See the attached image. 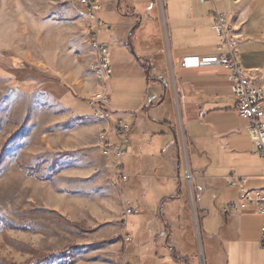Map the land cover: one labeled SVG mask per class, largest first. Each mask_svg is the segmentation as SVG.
Segmentation results:
<instances>
[{
  "label": "rangeland",
  "instance_id": "obj_1",
  "mask_svg": "<svg viewBox=\"0 0 264 264\" xmlns=\"http://www.w3.org/2000/svg\"><path fill=\"white\" fill-rule=\"evenodd\" d=\"M204 4L202 8L208 10L209 2ZM101 5L99 19L117 32H122L125 21L133 20L131 14L142 15V24L126 30L127 36L131 32V48L141 57L143 48L150 55H164L171 68L165 25L167 12L179 4L154 0V8L145 11L128 10L123 0H101ZM87 25L77 0H0V264H38L43 256L40 264H165L164 253L150 249L156 242H146L147 232L162 234L164 224L174 256L184 257V264H205V234L225 225L221 213L228 199L225 194L231 190L206 189L198 180L201 174L193 168L198 158L189 156L180 121L176 132L179 181L168 172H162L160 180L155 178L158 160L145 153L137 171L124 158L122 173L128 180L121 189L114 184L111 175L119 171L113 164L120 161L109 156L107 170L101 154V122L85 119L92 112L88 101L98 90ZM193 25L183 24L189 29ZM160 31L162 42L152 37ZM104 37L98 35V40ZM162 64L157 57L149 76L162 82L158 100L167 107L169 81ZM117 84L112 75L107 87L113 90ZM163 119L176 126L174 109L166 108ZM123 199L138 210L137 215L124 216ZM188 224L195 236L193 256L175 241ZM131 235L136 247L126 260L124 248ZM157 243L167 246L163 239ZM164 251L169 257V251ZM174 256L173 264H183Z\"/></svg>",
  "mask_w": 264,
  "mask_h": 264
},
{
  "label": "crops",
  "instance_id": "obj_2",
  "mask_svg": "<svg viewBox=\"0 0 264 264\" xmlns=\"http://www.w3.org/2000/svg\"><path fill=\"white\" fill-rule=\"evenodd\" d=\"M123 1L125 3L133 0ZM172 1L179 5H173L167 12L165 25L169 28V30L166 28V51L171 68H168L164 55L157 56L160 61L162 59L161 71L169 81L167 107L162 104L163 101L158 100L162 82L149 76L150 69L156 66L157 57L150 55L145 48L142 49L143 56H137L131 48V32L126 35L130 25L140 23L139 14H131L134 18L130 22H124L122 32L111 30L112 27L109 25L108 32L102 30L98 34L105 35L101 42L108 47L110 64L113 66L112 75L118 78L117 86L113 90L108 88L109 104L112 103L109 108L113 112L111 124L114 125L117 119H122L131 127L128 136L131 139L132 153L125 157V161L130 164L129 168L133 164L132 167L137 171L138 162L142 161L146 153L151 160H158L155 178L160 180L163 177L161 173L168 172L173 180L179 181L176 132L177 122L180 121L189 156L196 155L198 158V168L193 164L195 173L198 169L201 174L198 180L206 189L231 190L229 195L225 194L228 198L225 202L227 205L235 201L238 191L226 186V177L231 174L245 178L247 188L262 189L264 160L256 155V148L246 131L247 123L241 120L235 111V99L228 82V72L220 67L197 69L181 67V60L184 57L216 55L215 49L219 40L211 30L213 5L209 2L210 7L205 10L202 8L204 3L194 0ZM214 5L218 12L226 15L227 21L235 30L238 38L236 61L253 74L258 85L264 86V0H217ZM125 6L130 10L128 5ZM103 9L102 6L99 15ZM186 22H192L194 25L189 29L183 26ZM207 23L210 27L206 26ZM156 25L159 28L157 22ZM174 35L178 37L173 38ZM152 37L161 42L163 40L161 31ZM207 38H212L208 44L205 42ZM176 40L180 44H176ZM187 42L191 45L183 46ZM109 45L113 47L109 48ZM159 46L163 51L162 43H159ZM163 89L166 91L165 87ZM175 104L179 109V117ZM169 107L174 109L176 126L163 119L166 108ZM152 112L156 113V117L151 116ZM100 126L106 127L102 123ZM108 139L110 141L115 137L109 136ZM156 153L160 154L159 158ZM102 160L109 170L108 158L103 157ZM189 168L194 180L190 162ZM178 191L180 192V187ZM171 199L176 198L172 196ZM221 214L226 217L225 225L221 223L220 230L214 231L213 234H205L203 248L205 264H262L263 254L258 247L261 217L232 211ZM164 226V231H168V227L165 224ZM164 231L162 234L152 233L151 240L156 242L154 247L158 252L164 253L165 256L164 250L169 251L171 246L168 242L172 239L169 234H164ZM176 236L175 241L179 242L180 234ZM161 239L163 243L166 241L167 246L157 243ZM171 252L175 253V251L168 253Z\"/></svg>",
  "mask_w": 264,
  "mask_h": 264
},
{
  "label": "built area",
  "instance_id": "obj_3",
  "mask_svg": "<svg viewBox=\"0 0 264 264\" xmlns=\"http://www.w3.org/2000/svg\"><path fill=\"white\" fill-rule=\"evenodd\" d=\"M216 0H198L200 3L210 2L214 10L212 12L211 30L219 40L216 46V55L211 57L188 56L181 60V67L184 69L220 67L228 72V82L232 95L235 99V111L238 117L247 123V134L256 148V155L264 160V86L256 83L253 74L245 70L235 59L238 46V38L225 14L220 13L215 8ZM88 23V34L92 36V46L95 58L100 63V90L88 101V106L92 110L91 115L85 117L86 120H98L106 127L102 128V156L108 158L112 156L120 164H113L114 169L119 171L113 173L118 184L122 185L128 180L122 173V160L132 153V146L128 137L131 127L123 123L122 119H117L112 125L113 112L109 108V92L107 84L112 76L110 67V54L105 43L100 42L98 34L109 31L110 26L99 19V12L102 8L101 0H77ZM109 136H114L115 141L110 142ZM264 181V174L262 177ZM226 186L229 189H237L238 196L235 201L225 205L223 214L232 211L235 213L252 214L261 217L260 237L258 247L263 254L262 264H264V188L249 189L246 187V179L229 175L226 177ZM138 210L126 201L125 217L137 215ZM131 242V237L126 239Z\"/></svg>",
  "mask_w": 264,
  "mask_h": 264
},
{
  "label": "trees",
  "instance_id": "obj_4",
  "mask_svg": "<svg viewBox=\"0 0 264 264\" xmlns=\"http://www.w3.org/2000/svg\"><path fill=\"white\" fill-rule=\"evenodd\" d=\"M125 4L128 5V7L131 10H133V11H135L137 8L138 9H143L144 11L149 9V8L150 9L154 8V0H133V1L125 2ZM139 16H140V20L141 21H140V23L138 25L142 24V22H143V20H142L143 16L140 15V14H139ZM144 17H145V19H147L145 15H144ZM153 21L155 22L156 20L154 19ZM183 228H185V229L183 230ZM183 228L180 229V231L183 230V233L179 237V244H180V246H184L185 245L184 246V253L185 254H189L190 253L193 256V255H195L194 252H195L196 248H195L194 234H193L191 225L188 224V225L184 226ZM147 229H148V227H147ZM147 233L149 234V236H148L149 239L146 242H151V244H152L153 243V241L151 240V234L152 233H151V231L150 232L148 231ZM135 239L136 238L134 237V235H132V241L129 244H127L125 246V248H124V256H125L126 260L128 259V257H130L129 256V252L133 248L136 247ZM187 239L190 241L189 245H187V243L185 242V240H187ZM153 247H154V244L152 245V247L150 249H153ZM60 257H61V259L65 258L64 255H61ZM45 258L46 257L43 256V257L37 259L38 264L42 263L45 260ZM162 258L166 259L167 263H165V264H173V262H175V261L172 260L173 259V253L172 252L170 253L169 257H166V256L163 255ZM180 259H181L182 262H183V260L186 261V259L184 257L180 258ZM163 261H164V259H163ZM65 262L66 261H63V263H65ZM63 263L60 262V264H63ZM67 264H73V263L69 262Z\"/></svg>",
  "mask_w": 264,
  "mask_h": 264
},
{
  "label": "bare ground",
  "instance_id": "obj_5",
  "mask_svg": "<svg viewBox=\"0 0 264 264\" xmlns=\"http://www.w3.org/2000/svg\"><path fill=\"white\" fill-rule=\"evenodd\" d=\"M91 71L94 73L95 79L98 83V90H100V63H98V59L95 58V62L91 67ZM98 90L96 91V93L98 92ZM186 178L190 179V175H189V171L186 170ZM113 182L114 184L117 186H120V184H118V182H116V179L113 178ZM123 207L125 210V214H126V201L123 199Z\"/></svg>",
  "mask_w": 264,
  "mask_h": 264
},
{
  "label": "flooded vegetation",
  "instance_id": "obj_6",
  "mask_svg": "<svg viewBox=\"0 0 264 264\" xmlns=\"http://www.w3.org/2000/svg\"><path fill=\"white\" fill-rule=\"evenodd\" d=\"M174 256V255H173ZM180 258H182V257H180ZM179 257H176V255L174 256V259L175 260H177V261H179V260H181ZM183 263V262H182Z\"/></svg>",
  "mask_w": 264,
  "mask_h": 264
},
{
  "label": "water",
  "instance_id": "obj_7",
  "mask_svg": "<svg viewBox=\"0 0 264 264\" xmlns=\"http://www.w3.org/2000/svg\"><path fill=\"white\" fill-rule=\"evenodd\" d=\"M201 261H202V258L200 257Z\"/></svg>",
  "mask_w": 264,
  "mask_h": 264
}]
</instances>
